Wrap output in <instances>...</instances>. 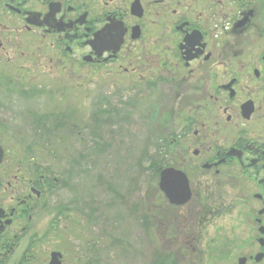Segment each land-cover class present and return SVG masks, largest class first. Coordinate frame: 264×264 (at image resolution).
Listing matches in <instances>:
<instances>
[{
  "label": "flooded vegetation",
  "instance_id": "obj_1",
  "mask_svg": "<svg viewBox=\"0 0 264 264\" xmlns=\"http://www.w3.org/2000/svg\"><path fill=\"white\" fill-rule=\"evenodd\" d=\"M98 80L201 193L204 235L170 264H264V0H0V264H108L96 237L63 247L70 184L36 152Z\"/></svg>",
  "mask_w": 264,
  "mask_h": 264
},
{
  "label": "rangeland",
  "instance_id": "obj_2",
  "mask_svg": "<svg viewBox=\"0 0 264 264\" xmlns=\"http://www.w3.org/2000/svg\"><path fill=\"white\" fill-rule=\"evenodd\" d=\"M95 83L98 89L95 95L88 96L89 85L81 84L78 107L64 111L63 116L66 115L69 122L80 124L76 134L70 136L68 125L67 130L60 129L62 135L58 136V130H52L55 116L47 137L51 145L36 148L60 175L67 177L70 187L62 194L60 202L74 201V206L79 204L81 209L73 214L74 220L65 222L62 232L65 245L64 240L62 245L69 249V256L83 258L85 242L96 237V251L105 254V248H110L106 254L108 264L172 263L173 251H182L173 245L174 237L193 236L194 231H202L197 237L204 235L201 193L194 188L195 198L180 213L168 206L156 190V179L153 181L150 174L154 172L155 163L173 162L169 152L161 149L168 133L153 130L148 115L136 116L138 113L128 111L122 104V96L112 94L115 93V89L111 90L113 84L106 86L101 80ZM109 91L111 94L104 95L109 101L97 102L94 109V102L100 99L102 92ZM109 104L114 109L111 115L99 116L104 106L105 111L108 110ZM73 160L79 164H74ZM150 168H154L153 172ZM68 171L73 174L72 178L67 176ZM94 208V222L89 224L88 215ZM72 236L82 237L81 242H74ZM195 259L193 256L192 261ZM101 262V255L96 253L91 264Z\"/></svg>",
  "mask_w": 264,
  "mask_h": 264
},
{
  "label": "water",
  "instance_id": "obj_3",
  "mask_svg": "<svg viewBox=\"0 0 264 264\" xmlns=\"http://www.w3.org/2000/svg\"><path fill=\"white\" fill-rule=\"evenodd\" d=\"M187 184V180L181 173L174 170L163 172L161 188L172 203L183 204L190 200L191 194Z\"/></svg>",
  "mask_w": 264,
  "mask_h": 264
}]
</instances>
